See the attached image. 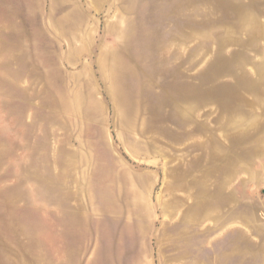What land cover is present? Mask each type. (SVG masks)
I'll list each match as a JSON object with an SVG mask.
<instances>
[{
	"label": "rangeland",
	"instance_id": "obj_1",
	"mask_svg": "<svg viewBox=\"0 0 264 264\" xmlns=\"http://www.w3.org/2000/svg\"><path fill=\"white\" fill-rule=\"evenodd\" d=\"M0 264H264V0H0Z\"/></svg>",
	"mask_w": 264,
	"mask_h": 264
},
{
	"label": "bare ground",
	"instance_id": "obj_2",
	"mask_svg": "<svg viewBox=\"0 0 264 264\" xmlns=\"http://www.w3.org/2000/svg\"><path fill=\"white\" fill-rule=\"evenodd\" d=\"M116 54H119V53H116ZM116 56V55H115ZM119 56V55H118ZM113 69L112 70H117V69H119L115 64H113ZM115 80L117 81V82H119L120 83V79L116 76V78H115Z\"/></svg>",
	"mask_w": 264,
	"mask_h": 264
}]
</instances>
